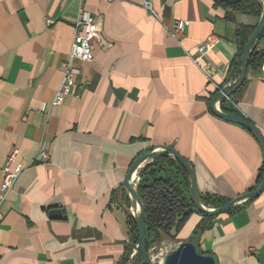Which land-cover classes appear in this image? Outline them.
I'll list each match as a JSON object with an SVG mask.
<instances>
[{
  "label": "crops",
  "instance_id": "crops-1",
  "mask_svg": "<svg viewBox=\"0 0 264 264\" xmlns=\"http://www.w3.org/2000/svg\"><path fill=\"white\" fill-rule=\"evenodd\" d=\"M146 1L159 18L143 0H0V185L11 149L22 167L0 200V264L139 262L125 181L155 149L171 147L192 164L200 197L231 201L259 186V142L216 117L210 96L238 79L237 31L257 28L261 16L221 0ZM81 6L101 22V39L91 63L71 61L80 75L54 106ZM176 21L189 22L180 42L171 37ZM209 37L217 44L197 61ZM255 48L264 51V38ZM226 101L264 137V65L248 68ZM42 149L48 162L37 161ZM237 208L206 220L193 240L217 264H264V191ZM201 221L193 214L172 243L190 240Z\"/></svg>",
  "mask_w": 264,
  "mask_h": 264
},
{
  "label": "trees",
  "instance_id": "trees-1",
  "mask_svg": "<svg viewBox=\"0 0 264 264\" xmlns=\"http://www.w3.org/2000/svg\"><path fill=\"white\" fill-rule=\"evenodd\" d=\"M220 2V1H219ZM237 10L261 16L263 12L260 0H245L237 7ZM256 28L240 27L237 31L238 41L243 49ZM264 38V32L260 39ZM259 39V40H260ZM264 65V51L255 48L249 62L250 69H259ZM218 94L214 92L210 96V101ZM223 112L230 115H237L236 109L226 100L221 103ZM138 194L146 209V232L147 246L150 249L155 244H160L164 240L176 242L178 236L185 226L187 220L198 214L202 221L195 229V236L203 232L206 228V220L212 217L200 213L190 200V179L186 170L172 157L162 156L151 164L144 167L139 173ZM263 175L258 181L261 183ZM201 202L206 207L220 208L230 202V200L218 197H201ZM238 210L236 208L232 212ZM131 235L134 244H139L137 226L134 218H130ZM141 260L139 253L138 261ZM127 259L123 264H126Z\"/></svg>",
  "mask_w": 264,
  "mask_h": 264
},
{
  "label": "water",
  "instance_id": "water-1",
  "mask_svg": "<svg viewBox=\"0 0 264 264\" xmlns=\"http://www.w3.org/2000/svg\"><path fill=\"white\" fill-rule=\"evenodd\" d=\"M230 6H237L245 0H221ZM264 32V8L262 15L260 17L259 23L253 35L250 37L248 43L243 48L242 53V63H241V72L238 79L229 85H226L222 88L220 92L212 99L210 103L211 112L218 118L239 125L247 129L259 142L264 158V137L259 129L248 122L247 120L237 116L230 115L225 113L218 107L224 100L233 96L244 84L247 76V70L249 68V62L253 52L254 44L260 39L261 35ZM162 156H169L176 160L187 172L190 179V200L195 206V208L202 214L216 217L220 214L230 213L235 210L240 204H243L247 200L258 198L264 191V176L262 178L259 186L242 196H239L235 199H232L228 204L220 208H208L201 202V197L196 181V173L192 164L185 158H183L176 150L171 147H162L155 149L151 153L142 156L137 159L125 181V190L127 191L133 208L134 215L133 218L136 222L137 233L139 238V250L141 254V260L134 264H150L149 261V249L147 246V232H146V209L145 206L138 194L137 185L134 184V180L137 179L140 170L151 164L153 161L157 160ZM51 216L55 219H60L62 217L61 210H54L51 212ZM162 247L168 251V255L164 260V264H217L216 259L210 255L201 254L198 250L197 243L194 240H187L180 244H174L170 241H167L162 244Z\"/></svg>",
  "mask_w": 264,
  "mask_h": 264
},
{
  "label": "built area",
  "instance_id": "built-area-1",
  "mask_svg": "<svg viewBox=\"0 0 264 264\" xmlns=\"http://www.w3.org/2000/svg\"><path fill=\"white\" fill-rule=\"evenodd\" d=\"M143 6L156 18H159L155 12L151 2L143 0ZM47 25H52L55 22L51 19H47ZM188 21H176L173 24L171 30V37L180 42L184 36ZM76 36L74 38L70 58L62 63L63 79L60 88L53 101L54 106L61 105L65 98L71 93V90L76 85V79L80 75L79 69L72 65L73 59H78L85 63H91L94 60L93 54V42L101 39L102 29L101 22L92 16V14L81 6L79 9L78 17L76 20ZM217 40L215 37H209L204 43L197 48V58L200 60L205 57L216 46ZM222 89L219 90V92ZM228 99V98H227ZM19 149L13 148L10 150L6 162L2 167L3 179L0 185V200H4L17 181L22 167L17 165V157ZM50 156L45 149H42L37 157V161L48 162ZM2 223V215L0 213V224ZM168 255V251L161 246V244H155L149 249V261L150 264H164V260ZM134 257V256H133ZM132 257V259H133ZM130 264H134L133 261Z\"/></svg>",
  "mask_w": 264,
  "mask_h": 264
}]
</instances>
